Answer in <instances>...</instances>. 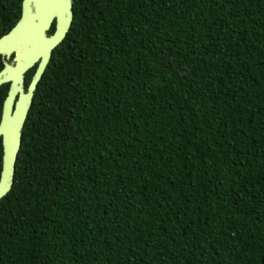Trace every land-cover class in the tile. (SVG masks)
Instances as JSON below:
<instances>
[{
  "label": "trees",
  "instance_id": "1",
  "mask_svg": "<svg viewBox=\"0 0 264 264\" xmlns=\"http://www.w3.org/2000/svg\"><path fill=\"white\" fill-rule=\"evenodd\" d=\"M20 2L0 0V35ZM0 264H264V0H72Z\"/></svg>",
  "mask_w": 264,
  "mask_h": 264
},
{
  "label": "water",
  "instance_id": "2",
  "mask_svg": "<svg viewBox=\"0 0 264 264\" xmlns=\"http://www.w3.org/2000/svg\"><path fill=\"white\" fill-rule=\"evenodd\" d=\"M71 3L72 0H21L18 18L0 35V85L8 84L0 110V198L12 182L21 128L35 85L51 50L69 28ZM52 24V32L47 33ZM32 67L24 87V75Z\"/></svg>",
  "mask_w": 264,
  "mask_h": 264
},
{
  "label": "flooded vegetation",
  "instance_id": "3",
  "mask_svg": "<svg viewBox=\"0 0 264 264\" xmlns=\"http://www.w3.org/2000/svg\"><path fill=\"white\" fill-rule=\"evenodd\" d=\"M52 30H53V24L51 25V27H50V29H49V31L47 32V33H50V32H52ZM0 61H1V64H2V66H3V58L0 56ZM10 61V60H9ZM1 66V67H2ZM33 69H34V67H33ZM33 69H32V71H33ZM7 86H8V84H7ZM25 87V86H24Z\"/></svg>",
  "mask_w": 264,
  "mask_h": 264
}]
</instances>
